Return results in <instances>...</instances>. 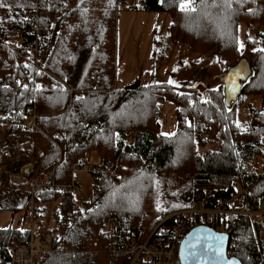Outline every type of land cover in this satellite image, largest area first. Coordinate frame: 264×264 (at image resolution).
<instances>
[{"label": "trees", "instance_id": "16d2710c", "mask_svg": "<svg viewBox=\"0 0 264 264\" xmlns=\"http://www.w3.org/2000/svg\"><path fill=\"white\" fill-rule=\"evenodd\" d=\"M124 2L2 0L0 133L23 135L18 153L33 165L29 177L44 178L52 169L54 182L67 183L72 166L83 164L90 152L98 161L115 162L111 172L89 173L91 194L79 208L67 192L31 195L27 182L11 185L0 211L21 212L31 204L38 218L44 204L55 203L49 228L36 219V240L44 250L35 264H126L129 256L108 253L109 244L149 234L153 241L174 222L164 219L168 214L200 200L205 191L210 206L240 192L244 210L256 208L264 196V99L259 108L246 106L244 123L234 111L242 95L264 98V0H192L190 11L181 10V0L123 6L167 13L169 40L195 54L215 55L223 69L247 57L251 75L231 108L224 106L218 83L192 90L169 83L118 87L115 24L117 5ZM12 29L22 34L14 38L17 44L10 40ZM32 47L41 56L37 66L27 53ZM159 99L175 106L169 134L160 132ZM30 113L35 128L25 136L14 123ZM225 231L233 236L232 256L241 264H264V222L252 225L247 215L236 214ZM28 235L25 228H0V263Z\"/></svg>", "mask_w": 264, "mask_h": 264}, {"label": "rangeland", "instance_id": "374dc122", "mask_svg": "<svg viewBox=\"0 0 264 264\" xmlns=\"http://www.w3.org/2000/svg\"><path fill=\"white\" fill-rule=\"evenodd\" d=\"M183 2L185 0H181V3ZM126 3L129 7H132L136 4V0H125L124 4L117 5L119 11L117 10L118 14L115 24V84L118 87L168 83L170 79L175 81V84L172 85L176 87L183 86L187 82L198 80L205 82L207 85L214 84L213 76L225 70L223 69L224 65L222 60L218 61L216 56L211 53L195 54L187 50L184 44L172 43L167 37V24L169 23V15L167 13L134 11L129 8L123 9ZM32 19H34L33 23H35L37 18L34 16ZM244 29L243 25L239 26L238 36L240 46L244 45ZM253 30L249 32V36H253L257 28ZM10 33L12 34V31ZM14 38H18V36L14 35L10 38V40L15 41L17 44L18 41ZM36 48L38 49L37 46ZM36 48H29L30 51L27 50V53L30 60L37 66L36 62L41 61V56L36 53ZM195 76H202V79H197ZM180 90L178 89L177 92H182ZM240 98L243 103L241 105L236 104L234 111L237 120L244 123L248 118L246 106L249 108H259L263 105L262 100L264 98L261 95H242ZM156 102L160 108V132L169 134L175 127V106L171 102H165L164 99H159ZM26 121L14 124L20 126L19 124H25ZM13 134L15 136L16 134L20 135L18 131H14ZM92 156L93 159L87 158L85 162L92 164L110 161L112 163L111 171L114 169L115 162L113 160L106 159L104 161H98L97 157H94L95 154H92ZM81 166L79 165L78 168ZM253 166L259 169V163H255ZM27 169H32L30 171L31 175L33 165ZM72 178L76 182V187L72 195H69L71 201L72 198L79 201V208L82 206L84 199H89L90 197V175L84 169H79L73 175H70L68 182L72 181ZM29 180L23 181L27 182V189ZM0 182L1 184H6L7 190L10 189L11 185L9 184L10 182L6 173L1 172ZM31 206L30 204L29 208L24 211L32 210ZM54 207V202L44 204L39 211L38 218L33 217L32 228H35L34 224H36V219L40 220V224L44 228H49L52 223L51 211ZM24 211L14 213L7 210L0 211V228L8 226L27 228V223L21 218ZM143 239L144 236L141 240Z\"/></svg>", "mask_w": 264, "mask_h": 264}, {"label": "built area", "instance_id": "2783aa9c", "mask_svg": "<svg viewBox=\"0 0 264 264\" xmlns=\"http://www.w3.org/2000/svg\"><path fill=\"white\" fill-rule=\"evenodd\" d=\"M11 31L16 36L21 37L19 29H12ZM34 119L35 114L30 113L25 124H19L25 130V136H28L32 129L35 128ZM22 141V137L19 134L15 136L12 133L10 137H6L4 132L0 133V174L1 172L7 174L10 185L20 184L29 179V174L27 175L25 169L30 168L32 164L29 161L22 160L18 153V147ZM81 165L79 168V165H73L71 175L79 169H84L88 173L111 171L112 169L110 161L92 164L84 162ZM29 170L31 171L32 169ZM71 180L67 183L54 182L53 171L50 170L44 179L30 178L28 192L32 195L38 191L50 190L67 192L72 195L76 182L73 178ZM7 191L6 184H1L0 182V201L6 196ZM240 194V192H234L227 198L216 200L210 206L206 204L209 193L205 191L200 200H192L187 207L174 211L164 218H172L174 222L163 235L156 236L151 242H149L150 235L145 240L131 237L128 241L109 244L106 251L110 254L120 253L129 256L126 264H179L177 259L178 244L185 233L197 224H205L215 231H225L227 221L236 214L247 215L252 225L264 222V196L259 199L256 208L244 210L241 207ZM72 205L78 207L80 203L72 198ZM21 218L28 225L25 228L29 233L28 239L25 242L11 246L7 259L0 264H35L37 254L44 250L43 245L37 243L35 228H32V210L24 211ZM106 227H109V222ZM232 238L233 236L228 234L226 256H232ZM140 256L141 261L138 260Z\"/></svg>", "mask_w": 264, "mask_h": 264}, {"label": "water", "instance_id": "95a60500", "mask_svg": "<svg viewBox=\"0 0 264 264\" xmlns=\"http://www.w3.org/2000/svg\"><path fill=\"white\" fill-rule=\"evenodd\" d=\"M251 75V67L247 57L241 55L224 71L213 76V80L221 86L223 103L231 108L237 101L242 85ZM185 89L205 88L203 81L187 82ZM27 175L30 170L25 169ZM228 234L215 231L205 224H197L189 229L181 238L177 247L179 264H241L237 257L226 256Z\"/></svg>", "mask_w": 264, "mask_h": 264}, {"label": "snow or ice", "instance_id": "6c2138e0", "mask_svg": "<svg viewBox=\"0 0 264 264\" xmlns=\"http://www.w3.org/2000/svg\"><path fill=\"white\" fill-rule=\"evenodd\" d=\"M192 2V0H185V2L181 3L180 7L182 11H190L189 4ZM0 6H3L2 0H0ZM175 71V69H174ZM169 84H175V81H172L171 79L168 81ZM162 210V209H161Z\"/></svg>", "mask_w": 264, "mask_h": 264}, {"label": "crops", "instance_id": "0c3cea01", "mask_svg": "<svg viewBox=\"0 0 264 264\" xmlns=\"http://www.w3.org/2000/svg\"><path fill=\"white\" fill-rule=\"evenodd\" d=\"M92 154H95V153H93V152H92V153H89V154H87V156H88L87 158H89V159H93V156H92ZM94 157L96 158V154H95V156H94Z\"/></svg>", "mask_w": 264, "mask_h": 264}, {"label": "flooded vegetation", "instance_id": "af4514ba", "mask_svg": "<svg viewBox=\"0 0 264 264\" xmlns=\"http://www.w3.org/2000/svg\"><path fill=\"white\" fill-rule=\"evenodd\" d=\"M216 81H217V80H216ZM216 81L214 80V82H213V83H214V84H215V83H217ZM183 85H184V84H183ZM183 87H184V86H183Z\"/></svg>", "mask_w": 264, "mask_h": 264}]
</instances>
